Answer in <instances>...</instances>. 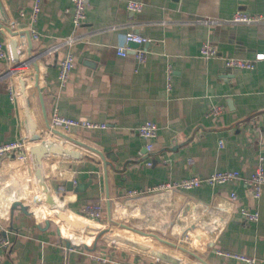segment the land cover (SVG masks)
<instances>
[{"label":"crops","instance_id":"1","mask_svg":"<svg viewBox=\"0 0 264 264\" xmlns=\"http://www.w3.org/2000/svg\"><path fill=\"white\" fill-rule=\"evenodd\" d=\"M128 1L142 3L141 12L128 11ZM34 3L0 0V23L15 33L0 31V145L24 139L29 155H43L41 174L30 160L0 161V216L8 219L2 234L11 243L0 264H103L92 258L98 255L117 264H170L131 249L126 240L181 264H243L217 251L264 264V187L254 199L244 182L264 158V60L251 71L225 66L226 58L253 60L264 53V0H89L75 33L69 0H40L35 19ZM236 12L262 19L235 24ZM127 30L148 41L129 45L122 57L116 48L124 46ZM73 35L76 42L65 45ZM204 42L215 46L216 57L199 56ZM68 52L74 67L63 87L57 76ZM30 54L37 57L15 73V56L26 60ZM214 106L225 110L208 116ZM53 112L106 128L58 131L66 140L49 125ZM146 121L158 127L151 154L136 133ZM218 171H237L240 178L188 191L127 195ZM9 192L26 200L9 201ZM48 194L55 208L89 229L74 234L55 218ZM87 204L102 205L99 220L82 217ZM242 210L256 212L258 220L246 221Z\"/></svg>","mask_w":264,"mask_h":264},{"label":"built area","instance_id":"2","mask_svg":"<svg viewBox=\"0 0 264 264\" xmlns=\"http://www.w3.org/2000/svg\"><path fill=\"white\" fill-rule=\"evenodd\" d=\"M72 4V24L74 27V33L79 29V27L86 20V12L89 6V0H69ZM40 0H35L33 6V19L39 11ZM128 11L132 13H139L143 8V4L135 1H128L126 4ZM260 16L250 15L243 12H236L231 22L235 24H256L261 21ZM113 29V28H112ZM36 37V36H35ZM148 40L139 35L135 34L131 30H127L123 35L124 46H119L116 48V52L119 56H126L127 51H129L130 44L141 45L146 43ZM76 42L75 36H70L65 40V45L71 46ZM217 49L210 42H204L200 46L199 56L201 58H214L217 56ZM5 57V46L0 42V60ZM137 60L139 62L144 61L143 51H137ZM264 60V53H258L255 55L253 60L242 59L230 57L225 59V66L232 70L238 71H251L254 69L255 63ZM74 67V55L71 52L66 53L63 60L59 65L57 79L61 86H65L70 78V74ZM168 89L170 88V72H168ZM17 94L10 90L11 99L14 100ZM223 106H214L208 112V116L217 117L224 112ZM49 125L53 130L59 131L61 133H66L73 128H83V129H105L106 124L92 122L84 119H71L64 116H60L58 113L53 112L49 117ZM136 133L145 141V149L148 154L154 151L153 142L157 137L158 127L154 122L146 121L141 124ZM264 149V146L262 147ZM10 159L11 161L18 162L22 165H27L30 160V155L26 149V141L24 139L18 141H12L0 145V161ZM31 161V160H30ZM264 158L260 155L258 164L253 170L250 178L245 180V185L248 187L249 193L254 199H258L261 195V188L264 187ZM240 178L239 172L237 171H218L214 172L204 178L198 177H187L181 181L174 182H164L158 184L152 188L144 191L131 190L127 192L128 197H135L142 194H161L163 192H174V191H188L202 186L213 187L216 185H223ZM1 194V190H0ZM230 198L233 200L236 198L235 193L230 194ZM9 201H22L26 200L24 194L17 195L16 193L9 192L7 195ZM2 203V198L0 196V204ZM103 208L100 204H87L81 210V215L87 220L95 221L99 220L102 216ZM245 220L248 222H256L258 220V214L256 212H249L246 210L241 211ZM8 219H2L0 216V254L6 252L10 249L11 243L9 239L2 234L3 230L6 229L5 223ZM218 255L225 258L234 259L243 264H255L256 259L253 257L245 256L242 254H235L225 251H217ZM103 256H92L98 262L103 264H117L116 262L110 261L107 257Z\"/></svg>","mask_w":264,"mask_h":264},{"label":"water","instance_id":"3","mask_svg":"<svg viewBox=\"0 0 264 264\" xmlns=\"http://www.w3.org/2000/svg\"><path fill=\"white\" fill-rule=\"evenodd\" d=\"M0 31L3 33L4 36H6L7 34H10L11 36H15V33H13L11 30H9L7 27H5L2 23H0ZM130 45H136V44H130ZM31 51H32V49H31ZM36 57L37 56H32L31 55L26 60H20V59H17L16 56H15L13 64H12L14 72L18 73L19 68L22 69L23 66H25V64H29ZM19 94L20 95L23 94L21 89H19L18 95ZM54 131H55V134L59 135L61 138H65L66 140L69 139L66 135L61 134V133H59L56 130H54ZM39 139H40V136H36V137L33 138L34 141L39 140ZM53 151H54V154H58V151H60V150L58 148H55ZM30 155H31L30 156V160H31L32 167L35 170H37V172H39L41 174V172H42L41 164H42V160H43V155H41L39 157V159L36 158V156H35L33 151H32V153L30 152ZM34 161H35V163L33 164ZM81 188H83V186H81V185L77 186L76 191H79ZM47 199H48L49 203L52 202L51 203V207L53 209V216L55 218H57L60 222L68 224L69 226L74 228L75 231L78 230L80 232H85L87 229H89L90 224H88L87 222L86 223L82 222L81 220H78V219H75V218L71 217L69 214H67L63 210V207L58 208V209L55 208L56 202H54L52 200V197L49 194L47 195ZM15 206H20L21 208H23V206L19 202H16ZM101 234H102V232L98 233L95 236L94 246H93L94 248H95L96 243H97L98 239L100 238ZM125 243L131 249H133V250H135V251H137L139 253L149 255L150 257L159 259L162 262H167V263H170V264H181L180 261L176 257L171 256V255L166 254V253L155 252L152 249L147 248L144 245L139 244L138 242H132L131 240H126ZM89 250H92V249H89Z\"/></svg>","mask_w":264,"mask_h":264},{"label":"rangeland","instance_id":"4","mask_svg":"<svg viewBox=\"0 0 264 264\" xmlns=\"http://www.w3.org/2000/svg\"><path fill=\"white\" fill-rule=\"evenodd\" d=\"M94 230H95V229H94ZM94 230H93V231H94ZM97 232H98V231H97ZM74 234H82V233L76 231Z\"/></svg>","mask_w":264,"mask_h":264}]
</instances>
